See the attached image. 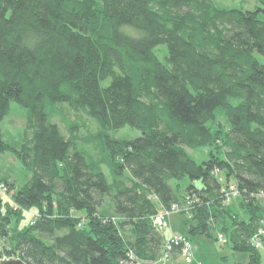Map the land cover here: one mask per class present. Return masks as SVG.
Masks as SVG:
<instances>
[{
	"label": "trees",
	"instance_id": "trees-1",
	"mask_svg": "<svg viewBox=\"0 0 264 264\" xmlns=\"http://www.w3.org/2000/svg\"><path fill=\"white\" fill-rule=\"evenodd\" d=\"M13 103L32 131L17 145L1 126ZM61 104L97 122L100 157L53 120ZM126 125L141 134L108 132ZM185 146L209 147V157L199 162ZM6 152L30 176L19 188L0 176V257L150 264L168 241L156 215L191 198L183 234L219 232L249 254L236 264H261L252 241L264 229V5L0 0V160ZM234 180L245 218L226 201Z\"/></svg>",
	"mask_w": 264,
	"mask_h": 264
},
{
	"label": "rangeland",
	"instance_id": "rangeland-1",
	"mask_svg": "<svg viewBox=\"0 0 264 264\" xmlns=\"http://www.w3.org/2000/svg\"><path fill=\"white\" fill-rule=\"evenodd\" d=\"M221 7H243V8H255L259 5H264V0H214ZM160 59L164 60V49H161ZM53 120L58 123L61 127V130L64 134L70 137L71 134H74L77 138V143L80 144L81 148H84L92 155L96 157H100L102 153H100V145L94 142V138L98 137L99 127L96 121L90 118L84 111H76L67 104H61L58 106L55 116ZM26 114L25 110L18 104L13 103L12 108L8 116L5 117L4 121H2L1 126L3 128L4 136L11 141L12 144L17 145L21 143L25 138L31 136V130H28L26 124ZM219 121L225 126V128H229L226 119L224 116L219 117ZM111 136H115L121 139H133L136 136L141 134V130L138 128H133L130 125H126L122 128L113 129L108 131ZM188 152L199 162L205 160L209 157V151L211 148H200V149H192L191 147L185 146ZM0 160V176L7 177L12 182H14L16 188L22 186L28 179L30 174L28 175L23 168L21 162L18 157H15L11 152H6ZM104 169L107 173L108 169L106 165H104ZM218 175L221 180L225 183V173L218 172ZM187 182V181H185ZM171 183L175 186L177 184L176 180H171ZM188 183V182H187ZM235 180L232 181L227 187H225L227 194L229 193V189L231 185H234ZM185 190V185L181 184L179 186V193L181 195ZM226 194V201L227 200ZM240 195L235 194L234 197H231L229 201L236 203V210H238L242 217L245 218V212L241 208L240 204ZM262 203L264 204V195L258 196ZM10 199V198H9ZM105 212L114 213V207H112V203L110 199L106 200V203L102 206ZM38 213L36 207H32L26 215L23 222L25 224L29 223L31 218ZM78 213V212H77ZM83 214V212H79ZM192 223L191 218L186 213H172L166 219V224L163 229L165 236H168L171 233V226H174L176 231H188L190 224ZM216 234L218 238L211 237L208 235H194L193 243L195 246L194 249V260L192 262H187L184 259L178 261L177 264H236L238 261L247 262L249 258V254L245 251L235 250L230 241H227V237L221 240L219 238V232ZM171 237L168 238V240ZM262 246L259 248L260 254H262L261 264H264V241H262ZM173 259V258H172ZM172 261V260H171ZM169 262V261H168Z\"/></svg>",
	"mask_w": 264,
	"mask_h": 264
},
{
	"label": "built area",
	"instance_id": "built-area-1",
	"mask_svg": "<svg viewBox=\"0 0 264 264\" xmlns=\"http://www.w3.org/2000/svg\"><path fill=\"white\" fill-rule=\"evenodd\" d=\"M0 191L4 195H7L8 192L7 185L4 183H0ZM228 191H229V193L227 194L228 201L231 199V197H234L235 194L240 193V190H238V187L235 184L231 185ZM190 202H191V198L188 199V201L186 202L187 204H181V205L173 204L170 209H163L158 215H156L154 219L155 225L158 227L160 231L161 230L163 231L166 224V219L169 216V214H171L172 212L180 213L183 210H187ZM257 233L258 234L253 238L252 243H254L257 248H260L263 244L261 241V237L264 234V229L260 228ZM219 238L223 240L225 236L223 234H220ZM174 244L182 248V252H181L182 258H185L187 262L193 261L194 249H195L194 243L185 234H174L173 237L169 239L164 245V251L162 252L161 256L157 260L152 261L150 264H162V262L171 261Z\"/></svg>",
	"mask_w": 264,
	"mask_h": 264
},
{
	"label": "crops",
	"instance_id": "crops-1",
	"mask_svg": "<svg viewBox=\"0 0 264 264\" xmlns=\"http://www.w3.org/2000/svg\"><path fill=\"white\" fill-rule=\"evenodd\" d=\"M173 213V212H172ZM171 213V214H172ZM175 213V212H174ZM171 214H169V216L171 215ZM171 228V233H170V235L168 236V238L169 237H173V235L174 234H183L184 232H186V231H176L174 228V226H171L170 227ZM163 234H164V232H163ZM165 235V234H164ZM166 237V236H165ZM167 237H166V239H168ZM194 257V256H193ZM172 261H169V262H162V264H177L178 263V261L179 260H181V259H184V258H182V256L180 255V253H178V252H174V254H173V256H172ZM194 260V259H193Z\"/></svg>",
	"mask_w": 264,
	"mask_h": 264
},
{
	"label": "water",
	"instance_id": "water-1",
	"mask_svg": "<svg viewBox=\"0 0 264 264\" xmlns=\"http://www.w3.org/2000/svg\"><path fill=\"white\" fill-rule=\"evenodd\" d=\"M0 264H29L24 259L16 256L0 258Z\"/></svg>",
	"mask_w": 264,
	"mask_h": 264
}]
</instances>
